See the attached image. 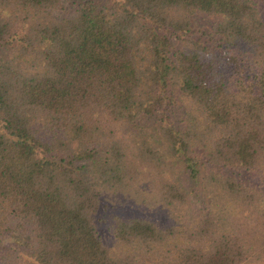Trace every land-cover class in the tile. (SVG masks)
<instances>
[{
	"label": "trees",
	"instance_id": "trees-1",
	"mask_svg": "<svg viewBox=\"0 0 264 264\" xmlns=\"http://www.w3.org/2000/svg\"><path fill=\"white\" fill-rule=\"evenodd\" d=\"M0 264H264V0H0Z\"/></svg>",
	"mask_w": 264,
	"mask_h": 264
},
{
	"label": "rangeland",
	"instance_id": "rangeland-1",
	"mask_svg": "<svg viewBox=\"0 0 264 264\" xmlns=\"http://www.w3.org/2000/svg\"><path fill=\"white\" fill-rule=\"evenodd\" d=\"M184 177H185V175H184ZM186 179H187V178H186ZM187 181H188V183H187L188 185L193 186V187L196 186V184H195L193 181H191V180H187ZM196 189H197V191H198L199 187H197ZM119 210L122 211V212L130 211V210H127L126 208H125V209H120V208H119Z\"/></svg>",
	"mask_w": 264,
	"mask_h": 264
}]
</instances>
